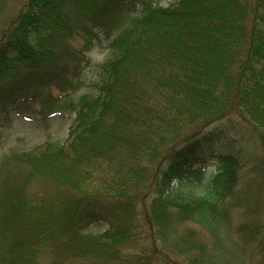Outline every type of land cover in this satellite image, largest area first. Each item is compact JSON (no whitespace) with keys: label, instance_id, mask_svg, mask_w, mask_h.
Masks as SVG:
<instances>
[{"label":"trees","instance_id":"trees-1","mask_svg":"<svg viewBox=\"0 0 264 264\" xmlns=\"http://www.w3.org/2000/svg\"><path fill=\"white\" fill-rule=\"evenodd\" d=\"M34 107L75 117L2 161L0 264H264V0H26L0 126Z\"/></svg>","mask_w":264,"mask_h":264},{"label":"rangeland","instance_id":"rangeland-1","mask_svg":"<svg viewBox=\"0 0 264 264\" xmlns=\"http://www.w3.org/2000/svg\"><path fill=\"white\" fill-rule=\"evenodd\" d=\"M26 0H11L8 8L0 12V28L12 18ZM179 0H154L155 3L167 7L175 4ZM76 6L65 9L71 12ZM110 39H105L100 35V39L94 40L93 46L87 50L86 54L90 63L84 70L85 86L77 93L69 94L70 97L77 98L82 92L91 90L89 83L98 80L99 64L110 56ZM53 93L58 90L52 89ZM37 108V106H35ZM28 108L22 111H11L9 118L2 122L0 126V166L5 157L14 149H29L30 147L45 141L48 138L64 142L68 138L69 127L75 117L74 113L63 111L53 116L48 122L44 123L36 108ZM212 166L208 171H212ZM93 232H102L107 228V224L93 225Z\"/></svg>","mask_w":264,"mask_h":264}]
</instances>
